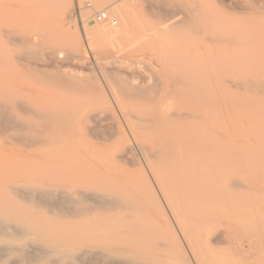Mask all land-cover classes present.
Wrapping results in <instances>:
<instances>
[{
  "label": "rangeland",
  "instance_id": "rangeland-1",
  "mask_svg": "<svg viewBox=\"0 0 264 264\" xmlns=\"http://www.w3.org/2000/svg\"><path fill=\"white\" fill-rule=\"evenodd\" d=\"M59 1L0 0V104L5 103L3 106L6 109L0 112V118L7 119L4 121L3 118L0 122V183L3 181L0 184V204L11 208L12 215L15 214L16 217L42 224L45 226L42 229L46 228V234L50 232L57 237L71 239L74 233L69 230L75 228H70L71 225L67 230L65 227L74 222L71 220L73 218H60L61 214L56 208L45 209L42 205L38 207L39 204L35 208L34 203H25L13 194L16 193L13 188L32 185L49 188L62 186V179L71 181L75 168H82L86 155V158L92 161L95 159V164L100 165L102 173L96 172L97 175L100 174V177H96L98 180L118 183L125 194L128 193L127 196L143 201L140 203L142 205L151 203L147 199H152L153 196H146L150 192L146 190L147 184L144 182L148 180L150 191L156 188L158 190V187L139 151L128 150L130 143L123 121L125 113L140 114L148 107H153V104L159 105L158 103L175 113L178 107L189 104L184 91L191 88L202 97L199 106L204 104L201 106L204 111L216 114L221 118V125L226 124L225 127L231 131L235 122V107L243 104L240 108L245 105L246 109L250 102L248 104L247 100L241 99L245 101L238 102L237 105L229 95L237 92L242 94L245 87L250 85L264 86V0H91V8H85L88 0H82L80 5L83 6L80 7L83 11L80 10V13L74 9L76 0L66 6V11L63 7L60 9L62 4ZM101 11H106L107 18L97 21L96 15ZM118 11L131 16L127 19L122 35L97 41L84 35L80 26L85 24L88 29L96 28L98 22H107L115 28L121 27ZM89 14L91 17L86 18ZM110 18L115 21L112 22ZM146 29L154 35V39L151 37L133 48L129 46L126 38L144 33ZM125 30L128 31L125 33ZM151 71L155 74L154 77ZM177 75L181 76V80L178 78L180 84L175 82L178 84L175 89L171 86H174L173 77L177 78ZM113 80L120 82L119 85ZM150 84L156 90L146 88ZM133 87H141V91H144H139V88L136 90L142 93L139 94V97L143 95L141 98L137 97L138 92ZM221 87L226 92L224 96L227 102ZM123 90H127V93ZM152 90L154 91L151 92ZM144 93L156 94L154 97L157 98L148 94L144 99ZM131 95H135V98ZM117 96L121 98L118 99ZM150 98L155 100L150 101ZM106 99L110 100L111 106L107 105L109 100ZM176 101L178 106L174 103ZM211 101L215 102L212 104ZM232 105L235 106L234 111ZM4 113L10 116L6 117ZM66 126L68 130H65ZM122 131H125L127 138L121 135ZM28 135L36 139L28 141ZM238 143L239 145L234 146L235 149L225 152L226 157L219 158V161L222 160L221 165L210 161L208 169L225 168L230 172L229 177L245 183L243 186L247 188L237 187L238 196L249 205L250 219L263 226L264 146L250 145L249 135L238 136ZM67 150L71 153L70 156L69 153L65 154L64 151ZM76 150L81 153L80 156ZM91 151L100 156L95 158ZM58 172L64 176L59 177ZM65 173H69V176ZM59 178L61 181L57 180ZM156 193L159 195V191ZM163 203L164 211L172 222L170 210ZM148 204L144 205L145 209ZM151 209L154 210V215L149 213ZM144 213L146 223L151 225L153 222L151 228L145 223L144 230L151 229L149 233L155 236L152 235L149 239L157 237L158 241H154L163 242L165 238L161 225L164 218L159 217L153 205ZM33 238L30 237L29 240ZM69 239L60 241L65 244L74 242ZM183 247L186 252L189 251L186 245L183 244ZM217 252L225 254L227 250ZM217 252H205V261L210 263ZM214 254V258L210 256ZM190 258L195 264L193 257ZM167 260L173 263L170 258L164 261Z\"/></svg>",
  "mask_w": 264,
  "mask_h": 264
},
{
  "label": "bare ground",
  "instance_id": "bare-ground-1",
  "mask_svg": "<svg viewBox=\"0 0 264 264\" xmlns=\"http://www.w3.org/2000/svg\"><path fill=\"white\" fill-rule=\"evenodd\" d=\"M80 1L82 0H79V6L76 3L75 12L80 13V10H82L80 6L83 5H80ZM59 2L60 5H63L59 6L60 9L63 7L64 11H66V6L72 0H60ZM92 6L93 2L91 0H88L84 5L85 8H91ZM99 13H106V11ZM99 13L96 15L97 19ZM118 15L122 21V26L119 28H115L107 22H98V26L94 29L86 28V24L80 27L83 29L84 35L94 41L102 38L111 39L117 37L119 34H123L124 29H126L125 24L127 19L131 17L129 13L123 14L119 12ZM156 16L158 17V14ZM90 17L91 15L89 14L86 18ZM110 20L112 22L115 21L113 18H110ZM126 31L128 30H125V33ZM151 37L154 39V35L152 36L146 29L144 33L126 38V41L133 48V46L136 47V45L150 40ZM151 72L153 73V71ZM154 75L153 73V77ZM178 75L177 78L173 77L174 86L171 87L175 88L180 84L178 78L180 79L181 76L178 77ZM114 80L113 82L116 83L117 79L116 81ZM156 80L158 81L157 77ZM182 80L184 79L182 78ZM254 80L257 79L255 78ZM176 81H178V84L175 83ZM119 83L116 84L119 85ZM238 83L240 82L238 81ZM241 86L243 87V84ZM252 86L254 87H251V85L249 86L250 88L245 87L244 91L241 87L244 92L241 91L242 94L237 92V94L229 95V98L232 97V100L235 103L237 102V105L238 102L243 103L245 100L248 101V104L250 102V105L247 104L249 107H246V109H244L245 105L240 108L243 104L239 105V107L232 105V108L235 107L236 109L235 111L234 108L232 109L234 111L235 122L231 126V131L225 127L226 124L221 125V118L219 119L216 114H209V110L205 112L203 107H201L204 104L199 106L202 97L198 91L194 93L195 89L191 88H189V91L185 88L187 92L184 91L187 94L185 96L189 104L185 106H180L179 104L180 107H178L175 113H171L167 109V106L162 107L160 103H158L159 105L156 104L157 106L153 104V107H148L145 111H141L142 113L140 114L125 113L123 121L125 123L124 126L127 128L128 138L125 135V131H122L121 135L128 139L130 143L128 145L129 151L138 150L142 155L158 187V190L156 188V191H150V184L148 180H145L144 183L147 184L145 188L150 192L146 196L149 195L147 196L148 198L155 197H152L154 202L152 199H147L151 200L152 204L144 202V205L148 204L146 206L147 209L153 205L157 209L159 217L164 218V222L161 225V227L163 226L161 229L164 231L163 236L165 238L163 242H156L158 241V239L156 240L157 237L152 238L156 241L150 240L149 237L151 238L153 235L149 233L151 229L150 231H147L149 229L144 230L147 221L143 214H145L144 212L147 209H145L144 205L140 204L143 201L140 202L139 199H135L133 196L130 197L131 195L127 196L128 193L125 194L124 189L118 183L110 182L109 180H107L108 182L98 180L96 177H100V174L98 173L97 175L96 172L102 173L100 171L101 168H99L100 165L95 164V159L92 161V159L86 158L85 155V164L81 166L82 168L77 167L78 170L75 168L76 172L71 181L62 179V186L56 188L33 185H19L20 187L14 185L16 188H13V185L11 186L16 191L13 194L19 196L23 202L27 203L30 201L34 203L35 208L37 204H39V206L37 205L38 207L42 205L45 209L56 208L61 214L60 218L65 216V218H73L71 220H74L75 223L71 222V224L69 223L70 225H66L67 227H65L67 229L72 225L70 228H75L71 230L67 229L74 233H70V235L72 234L71 239H64V236L57 237L50 234V232L46 234V228L42 229V224L30 219L24 220V218L16 217L15 214L12 215L11 208L0 204V264H171L168 262L170 260L164 261L169 258L172 259V264H194L192 263V258H190L191 256L195 264H264V225L259 226L256 220H253L255 221L253 223L250 219L249 205L238 196V191L236 190L237 187L245 189L246 186H243L245 183L243 181L240 182L238 179H232L231 176L229 177L230 172L225 168L208 169L210 161L217 165L222 164V160L219 161V158L226 157V151L235 149L236 147L234 146L239 145L238 136L249 135L250 145L264 146V96H262L264 95V86ZM149 87L150 90L155 88H152L151 84L146 88ZM133 88L135 89V87ZM137 88L135 90L130 89L136 92ZM140 88L138 89L139 91H141ZM144 89L142 88V90ZM220 89L223 92V97H225L224 93L226 92L223 91L224 88L222 89L221 87ZM229 90L231 91L230 88ZM123 91L127 93V90ZM146 91L149 92V89ZM141 92H138L137 97H139V94H142ZM148 94L144 93L146 95L144 99H146L147 95L153 97L156 94L157 96L159 95V93L154 95ZM116 95H118V92ZM119 96H117L118 99L121 98ZM152 99L150 101H153ZM224 99L227 102L226 97ZM204 100L202 99V101ZM181 101H183L182 97ZM193 102L194 104H191ZM213 102L211 101L212 104ZM109 103L110 100L107 105L111 106L112 103ZM174 103L178 106V101ZM3 105L5 106V103L0 104V112L6 111ZM6 113H4L5 116ZM8 116L10 115L7 114L6 117ZM2 119L0 122H2ZM5 120L7 119L5 118ZM67 126L65 130H68ZM223 129L225 134L222 132ZM35 139L31 135L26 136V140L28 141H34ZM44 144L47 146L45 142ZM27 145L30 146V144ZM68 150L64 152L65 154L69 153L70 156L71 153ZM76 152L78 151L76 150ZM91 154L95 155L96 153H92L91 151ZM97 155L100 156V154ZM97 155L94 157L97 158ZM74 162L72 161V163ZM143 165L145 164L143 163ZM59 167L61 169V166ZM60 173L59 177L62 178L64 175ZM65 174L69 176V173ZM67 179H71V177ZM151 182L153 181L151 180ZM1 183L3 184V181ZM11 187L9 188L10 190L7 188L10 192ZM136 187L138 188V186ZM13 189L12 191L15 192ZM158 191L162 198L156 193ZM163 202H165L170 210L173 218L172 222L170 221L171 217L168 218V214L166 215L164 211ZM149 213L154 215V210L152 211L151 209ZM148 224L147 227L150 226L151 228L153 222H151V225L150 223ZM54 228L56 227H52V229ZM30 237H34L33 240H29ZM153 237L155 236L153 235ZM61 239L63 241L69 239L74 242L65 244L63 241H60ZM182 240L189 251L186 252L184 249ZM221 249H226L227 252L222 254L220 252ZM205 252H217V255H210L212 257L215 256V258L213 257L214 259L210 263H207L204 258Z\"/></svg>",
  "mask_w": 264,
  "mask_h": 264
},
{
  "label": "built area",
  "instance_id": "built-area-1",
  "mask_svg": "<svg viewBox=\"0 0 264 264\" xmlns=\"http://www.w3.org/2000/svg\"><path fill=\"white\" fill-rule=\"evenodd\" d=\"M77 6H79V0H77ZM106 18H107V14L106 13H99L98 20H104Z\"/></svg>",
  "mask_w": 264,
  "mask_h": 264
}]
</instances>
